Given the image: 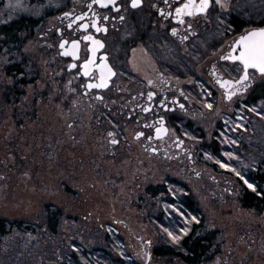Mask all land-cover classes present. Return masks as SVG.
Returning <instances> with one entry per match:
<instances>
[{
	"label": "rangeland",
	"instance_id": "rangeland-1",
	"mask_svg": "<svg viewBox=\"0 0 264 264\" xmlns=\"http://www.w3.org/2000/svg\"><path fill=\"white\" fill-rule=\"evenodd\" d=\"M51 1L22 0L21 9L17 0H0V24L43 16ZM45 32L46 26L40 27L19 51L29 61V78L35 81L8 104L0 99V215H38L45 202L64 212L56 238L30 236L36 245L41 241L42 251L51 253L46 257L55 258L39 257L35 263L61 264L63 246L67 249L77 242L91 248L111 232L118 235L120 254L132 256L139 264H186L174 256L158 257L155 250L161 244H177L165 229L183 239L187 234L180 233V228L191 230L197 223L219 236V253L213 250V258L201 264H264V209L241 204L248 187L244 178L255 182L259 167L263 164L264 168V116L251 111L252 105L259 111L261 100L248 102L261 83L229 101L215 85L209 92L198 89L195 102L183 103L189 108L186 125L192 129L179 135L173 128L167 138L148 143L137 137L140 126L127 122V105L120 103L125 99V82L119 85L122 93L115 98L116 104L99 103L98 91L78 88L75 74H63L65 69L46 54V39L45 45L40 39ZM7 51L0 53V76H5L1 71L9 63ZM213 60L207 58L205 66ZM171 91L174 96L186 92L182 88ZM107 107L111 118L123 119L122 127L116 126L119 130H114L102 110ZM221 161L231 167H223ZM161 184L167 185L166 193H148L150 186ZM182 186L195 194L200 210V216L193 214L197 220L191 224L173 207L183 210L179 204ZM161 212L169 226L156 225ZM5 245L4 253L9 248Z\"/></svg>",
	"mask_w": 264,
	"mask_h": 264
},
{
	"label": "flooded vegetation",
	"instance_id": "flooded-vegetation-1",
	"mask_svg": "<svg viewBox=\"0 0 264 264\" xmlns=\"http://www.w3.org/2000/svg\"><path fill=\"white\" fill-rule=\"evenodd\" d=\"M41 2L44 0H35V3ZM90 2L91 0H53L48 4V11L43 16L23 17L40 19L42 26H46L45 34L40 35L43 43L46 39V45L44 43L46 54L53 57L61 69H65L63 74H75L78 88H84L89 78L78 75L76 70L68 69L67 66L72 62L81 65L83 60L90 56L87 48L90 42L82 40V37L91 32L97 39L103 40L105 47L98 51L97 62L99 63L103 53L107 52L109 63L116 69L117 74L111 78L107 88L88 89L86 92L96 90L99 103L116 104L118 101L115 98L122 93L119 85L124 81L125 99L120 103L127 105V122L133 127L140 126L141 132L144 133L142 138H146V142L149 143L167 138L173 128L179 135L182 133L184 135L185 130L192 129L190 124L186 125L185 115L189 108L183 103L188 99L195 102L198 89L209 92L215 85L224 91L227 99V90L220 85L219 80L233 79L236 73L232 71L233 62L225 61L221 56L228 51L232 41L246 29V22H258V12L254 11V7L260 0H232L233 8L227 18L235 31H225L221 28L213 13L207 18L199 16L189 19L188 22L194 25V34L186 25L179 24L172 18L165 19L160 16L158 8L162 7L167 11L164 0H144V5L139 9H132L129 0H117L119 4L124 5L119 12L111 7L92 5V11L101 17L105 15L109 17L108 20L101 21L108 26L106 33L103 31L97 33L92 27L87 31L78 29L77 25L82 21H76L72 28H68L69 18L63 14L69 11L77 15L89 12ZM168 3L172 4L173 8L176 6L174 0H168ZM120 16H124L125 19L120 20ZM93 19L89 12L88 22L91 23ZM173 27L178 29L176 34L171 32ZM182 36H187V39H181ZM61 39H81L79 60L74 61L73 57L62 54L59 48ZM213 57L214 60L205 66L206 59ZM201 67L203 69L198 72ZM175 88L186 90L184 96H174L171 90ZM152 92L156 95L149 100L148 94ZM241 94L244 93L238 92L233 98ZM98 96H103L104 99H98ZM145 108L149 110L144 111ZM107 109L108 107L102 108L111 118L112 114L105 112ZM109 109L113 110L110 107ZM113 117L111 118V123L115 127L113 128L119 130L123 119ZM160 117L164 118L163 126L168 131L158 137L155 130L161 127Z\"/></svg>",
	"mask_w": 264,
	"mask_h": 264
},
{
	"label": "trees",
	"instance_id": "trees-1",
	"mask_svg": "<svg viewBox=\"0 0 264 264\" xmlns=\"http://www.w3.org/2000/svg\"><path fill=\"white\" fill-rule=\"evenodd\" d=\"M254 11L258 12V22H246L245 27L260 26L264 23V0H260L254 7ZM40 27H42L40 19L33 17H20L0 24V53L7 49V61H9L1 72L5 76H17L15 85L3 84V86H0V99L3 100V104L4 102L8 104L13 97L23 94L26 86L35 81L34 77L29 78V61L24 58L20 60L22 53L20 54L19 51L26 41L37 36V31ZM3 55L6 56V54ZM20 72H25L26 74L23 77H19L18 74ZM262 99H264V83L259 84L255 88L248 102L257 103ZM254 180L256 190L245 187L241 204L245 208L261 211L264 209L263 164L256 172ZM182 189L184 196L182 198L183 201L179 202L181 208L186 215L197 214L200 216L195 194L185 186H182ZM167 191V185L162 184L148 188V193L151 196H157ZM63 219L64 212L62 208L51 202L43 203L38 215L32 214L23 217L0 215V264H36L35 262L39 257L45 258L49 251L41 250V241L38 242L39 249H36V241H31L30 236L45 234L56 238L60 234ZM156 223V225L163 224L164 227L170 225L167 222L166 214H163V212L157 216ZM159 231L163 232V229L160 228ZM10 239L14 241H10ZM117 239V234L108 232L105 235V240L102 239L99 245L91 248L77 242L73 243L76 247L72 245L66 249L63 246V251L59 254L63 259L61 264H139L132 256L120 254L121 248L118 247ZM218 240L217 231H206L202 224L194 223L191 230L181 240L180 245L174 243L161 244L156 248L155 254L158 257L174 256L186 264H201L213 258V250L217 249L219 253ZM5 241L9 242L5 243ZM5 244H8L9 247L6 253H4ZM54 259L52 256H47L45 260L54 261Z\"/></svg>",
	"mask_w": 264,
	"mask_h": 264
},
{
	"label": "snow or ice",
	"instance_id": "snow-or-ice-1",
	"mask_svg": "<svg viewBox=\"0 0 264 264\" xmlns=\"http://www.w3.org/2000/svg\"><path fill=\"white\" fill-rule=\"evenodd\" d=\"M164 3L167 5V11L165 8H158V12L161 17L168 19L172 18L177 21L179 24L186 25L187 29L192 30L195 34V29L193 23H189V19H195L199 16H204L207 18L209 15L215 13V20L218 22L221 28L225 31H235V28L230 24L228 20V15L230 10L233 8L232 0H174L176 6L173 8V5L168 3V0H164ZM92 5H100L104 8L111 7L115 9L117 12L120 11L124 5L119 4L117 0H91L89 4V12H91L94 17L91 23L88 22L87 17L89 16V12H81L78 15L72 11L65 12L63 15L69 18V23L67 25L68 28H72L73 24L76 21H82L77 25L78 29H83L87 31L89 27L95 29L97 33L99 32H107L108 26L102 24V20H108L109 17L107 15L101 17L96 12L92 11ZM144 5V0H129V6L132 9H139ZM17 7L24 9V4L22 0H17ZM153 7H157L153 5ZM120 20H124V16L119 17ZM171 32L176 34L178 29L176 27L171 28ZM181 39H187V36H182ZM82 40L89 41L90 43L87 45L88 50L90 51V56L83 60L81 65H78L76 62H72L68 64V69H74L77 71V74L83 77H88V82L83 86L85 91L88 89H104L107 88L111 78L116 76V69L109 63L108 53L104 52L102 58L99 63L97 62V53L100 49L105 47L104 41L101 39H97L95 35L91 32L84 35ZM80 44L81 39H61L59 43V48L62 50V54L64 56H71L75 60H79L80 54ZM70 45V47H68ZM24 51H27L25 48ZM22 60L23 58L20 57ZM221 59L225 61H231L232 71L236 73V77L233 79H220L219 83L227 90V99L232 100L233 96H235L238 92L245 93L247 92L254 84L256 83H264V23L260 26H251L248 29H245L239 36L232 41V43L228 46V51L225 52ZM213 70L215 71V65H213ZM26 73L20 72L18 74L19 77H23ZM0 79H3L5 84L15 85L17 82V76H0ZM71 84V81H69ZM151 83V81H149ZM30 87V86H28ZM156 95V93L152 92L148 94V99L152 100V98ZM27 99V97H25ZM98 99L103 100V96H98ZM163 103V101H161ZM183 107V105H181ZM209 108H212L213 105L211 103L208 104ZM245 107H249L245 105ZM148 108H145L144 111H148ZM251 111L254 112L257 116H264V99L260 101L259 111L257 110L256 105L251 106ZM131 115V113H129ZM163 117H160L161 127L156 128V135L159 137L161 134H164L168 131L166 127L163 126ZM243 119V117H241ZM243 127V125H241ZM114 133H109V136L114 137ZM143 132H138L137 137L143 136ZM188 135V133H185ZM151 139V137H149ZM113 144H117L118 141L116 139H112ZM156 151V149H153ZM225 155L231 157L233 153L226 152ZM221 164L225 168L231 167L230 164L224 163L221 161ZM232 170L236 173L237 176H242V173L237 171L234 167ZM244 182L248 185L249 188L256 190V185L254 182H250L246 177L244 178ZM175 207V211L179 213L181 217L184 218L189 224L192 221L197 220L196 216H187L183 210L179 207ZM168 236L171 237V240L176 242L177 244L182 239L181 235H178L168 229ZM189 228L181 227L180 233L187 234ZM149 243H151L149 241ZM73 247H76L73 244ZM123 254V253H122ZM148 259H151V254H148Z\"/></svg>",
	"mask_w": 264,
	"mask_h": 264
}]
</instances>
